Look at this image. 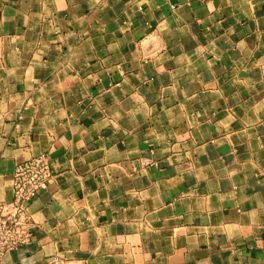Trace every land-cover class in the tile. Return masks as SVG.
I'll use <instances>...</instances> for the list:
<instances>
[{
  "label": "crops",
  "instance_id": "obj_1",
  "mask_svg": "<svg viewBox=\"0 0 264 264\" xmlns=\"http://www.w3.org/2000/svg\"><path fill=\"white\" fill-rule=\"evenodd\" d=\"M0 264H264V0H0Z\"/></svg>",
  "mask_w": 264,
  "mask_h": 264
},
{
  "label": "built area",
  "instance_id": "obj_2",
  "mask_svg": "<svg viewBox=\"0 0 264 264\" xmlns=\"http://www.w3.org/2000/svg\"><path fill=\"white\" fill-rule=\"evenodd\" d=\"M48 177V166L42 156L16 167L12 180V199L0 201V262L8 251L29 243L27 208L37 193L46 188Z\"/></svg>",
  "mask_w": 264,
  "mask_h": 264
}]
</instances>
